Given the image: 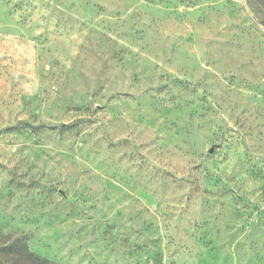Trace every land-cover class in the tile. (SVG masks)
Wrapping results in <instances>:
<instances>
[{
    "label": "rangeland",
    "instance_id": "rangeland-1",
    "mask_svg": "<svg viewBox=\"0 0 264 264\" xmlns=\"http://www.w3.org/2000/svg\"><path fill=\"white\" fill-rule=\"evenodd\" d=\"M0 264H264V0H0Z\"/></svg>",
    "mask_w": 264,
    "mask_h": 264
},
{
    "label": "trees",
    "instance_id": "trees-1",
    "mask_svg": "<svg viewBox=\"0 0 264 264\" xmlns=\"http://www.w3.org/2000/svg\"><path fill=\"white\" fill-rule=\"evenodd\" d=\"M17 242H19V244H20L19 247H20V248H23V247H24V246H23V242H20L19 240H18Z\"/></svg>",
    "mask_w": 264,
    "mask_h": 264
}]
</instances>
